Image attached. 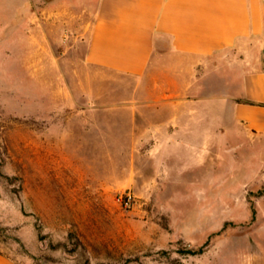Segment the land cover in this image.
Here are the masks:
<instances>
[{
    "label": "rangeland",
    "instance_id": "374dc122",
    "mask_svg": "<svg viewBox=\"0 0 264 264\" xmlns=\"http://www.w3.org/2000/svg\"><path fill=\"white\" fill-rule=\"evenodd\" d=\"M36 5L23 22L0 8V252L20 264H264V159L243 181L232 141L201 163L198 185L145 183L153 169L129 137L169 112L134 76L85 60L92 15ZM188 61L192 73L164 63L149 85L206 95L211 72L264 66V35ZM128 193L130 206L117 199Z\"/></svg>",
    "mask_w": 264,
    "mask_h": 264
},
{
    "label": "crops",
    "instance_id": "0c3cea01",
    "mask_svg": "<svg viewBox=\"0 0 264 264\" xmlns=\"http://www.w3.org/2000/svg\"><path fill=\"white\" fill-rule=\"evenodd\" d=\"M46 1L57 16L92 15L85 60L134 76L144 84L137 87V94L151 108L169 112L165 118H145L142 134L134 130L129 137L133 153L138 149L153 169L145 183L198 185L201 163L210 154L216 159V153L222 157L234 150H226L232 141L241 144L234 153L240 150L243 155L229 156L230 172L245 182L260 172L254 165L264 159V66L211 72L206 95L182 81L176 86L149 82L163 77L164 63L188 66L192 73L188 59L193 56L207 57L242 44L247 36L264 35V0ZM39 2L0 0V8L14 9L17 22H23L25 10ZM181 76L177 77H186ZM212 166L203 171L206 184L215 182V163ZM167 170V180L159 181L156 173L163 171L162 176ZM0 264L20 263L0 252Z\"/></svg>",
    "mask_w": 264,
    "mask_h": 264
},
{
    "label": "built area",
    "instance_id": "2783aa9c",
    "mask_svg": "<svg viewBox=\"0 0 264 264\" xmlns=\"http://www.w3.org/2000/svg\"><path fill=\"white\" fill-rule=\"evenodd\" d=\"M118 201L121 202L122 204L130 206V204L133 201V195L131 193L125 194V195H119L117 197Z\"/></svg>",
    "mask_w": 264,
    "mask_h": 264
},
{
    "label": "trees",
    "instance_id": "16d2710c",
    "mask_svg": "<svg viewBox=\"0 0 264 264\" xmlns=\"http://www.w3.org/2000/svg\"><path fill=\"white\" fill-rule=\"evenodd\" d=\"M262 190H264V188Z\"/></svg>",
    "mask_w": 264,
    "mask_h": 264
}]
</instances>
